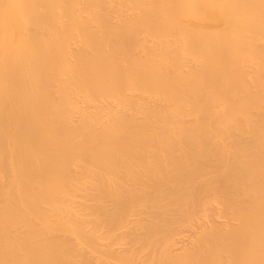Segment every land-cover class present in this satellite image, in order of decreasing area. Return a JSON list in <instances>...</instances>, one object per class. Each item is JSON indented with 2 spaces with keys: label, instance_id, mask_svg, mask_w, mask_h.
Returning a JSON list of instances; mask_svg holds the SVG:
<instances>
[{
  "label": "bare ground",
  "instance_id": "6f19581e",
  "mask_svg": "<svg viewBox=\"0 0 264 264\" xmlns=\"http://www.w3.org/2000/svg\"><path fill=\"white\" fill-rule=\"evenodd\" d=\"M260 72L264 0H0V264H246Z\"/></svg>",
  "mask_w": 264,
  "mask_h": 264
},
{
  "label": "rangeland",
  "instance_id": "374dc122",
  "mask_svg": "<svg viewBox=\"0 0 264 264\" xmlns=\"http://www.w3.org/2000/svg\"><path fill=\"white\" fill-rule=\"evenodd\" d=\"M123 14V13H122ZM167 14H170V13H167ZM187 14H189V13H184V16H187ZM191 15H206L209 19H211V20H213V21H215L217 18H216V16H218V14L221 16V14L220 13H190ZM208 14V15H207ZM209 15H210V17H209ZM183 16V17H184ZM213 16V17H212ZM182 17V18H183ZM220 19V17H218V19H217V21ZM187 22H189V27H191V26H194V30H192L193 28L191 27V30L192 31H190L188 34L187 33H184V32H180L181 30H177V32L175 31V34H174V32H168L167 31V35L168 34H174L175 36L177 35V37H180V38H182V40H183V42L185 41L184 39L186 38L187 40L185 41V44H183V45H185V46H187V45H189V44H195V48H194V50H193V52H195L194 53V56H195V58H198V57H201V56H203V57H205L206 55H208V53H205L206 55H202V52L204 53L205 51L206 52H208L209 51V48H210V46H208V47H204V44L205 43H209V41H210V39L209 38H204V39H202L201 37L204 35L205 36V34H203V35H201L202 33H200V32H197V31H195V29L196 28H198V27H196L195 28V25H192V24H190V23H192V21H190V20H186L184 23H187ZM252 28V27H251ZM135 29H138V28H136L135 27ZM200 29V28H199ZM254 29V28H253ZM253 29H248L247 27L244 29V31H243V29L240 31L241 33H239V35H238V38H240L241 36H242V34L244 35L247 31V33L245 34V35H247L248 36V38L251 36L252 37V35L253 36H255V35H257L256 34V30H253ZM141 30V31H140ZM247 30V31H246ZM133 31H135V30H133ZM132 31V32H133ZM138 31H140V33L138 32ZM138 31H136V32H134V33H132V34H129V36H132V39L133 40H130V43H134L135 44V41L137 40V38H139V37H141V36H143L144 34H145V32L142 30V29H138ZM143 31V32H142ZM206 32H207V29L205 30ZM209 31V30H208ZM142 32V33H141ZM194 32V33H193ZM196 32V33H195ZM205 32V33H206ZM244 32V33H243ZM253 32V33H252ZM179 33H180V35H179ZM189 35H190V37H189ZM208 35L209 34H206V36L208 37ZM244 35V36H245ZM250 35V36H249ZM129 36H128V38H129ZM137 38H136V37ZM183 36H186V37H184L183 38ZM188 37V38H187ZM192 37V38H191ZM193 37H194V39H193ZM198 38V39H197ZM244 38V37H243ZM134 39H136V40H134ZM200 39V40H199ZM208 39H209V41H208ZM128 40V39H127ZM189 40H191V41H189ZM194 40H197L196 42H194ZM207 40V41H206ZM188 42V43H187ZM199 44V46H197ZM201 46L203 47L202 49H201ZM207 46V45H206ZM199 47V48H198ZM185 49H182L181 48V50H185L184 52H186V50H187V47H184ZM196 48H198V50L196 49ZM208 48V49H207ZM204 49H205V51H204ZM208 51H207V50ZM199 52H201V53H199ZM198 53L199 54H201V56H199L198 55ZM244 53V55H246V53L245 52H243ZM243 53H239V56H240V58H239V60H238V62H237V64H239V62H240V64H242V60H244V59H246V57L243 55ZM241 54H242V56H244V59L242 58V56H241ZM241 59V60H240ZM242 61V62H241ZM244 62H246V60H244ZM243 62V64L242 65H238L239 67H242L244 64H246V63H244ZM232 63H234V62H232ZM231 63V64H232ZM248 64V63H247ZM180 67V66H179ZM178 67V68H179ZM175 68V67H174ZM178 68H175V70H179ZM235 69V68H234ZM262 73V74H261ZM168 75H170V73L168 74ZM229 75H232V72H230L229 73ZM263 76L264 74H263V72H260V76ZM134 85V86H133ZM130 84V86H133L132 88H134L135 87V84ZM137 86V85H136ZM135 89V88H134ZM226 89V88H225ZM131 90V89H130ZM136 90V89H135ZM138 86H137V92H138ZM220 90V91H219ZM219 90H218V92H222V93H226V90H224V91H222L223 90V88L221 87V88H219ZM228 90V89H227ZM136 92V91H135ZM154 93V94H153ZM157 92H151V93H149V94H152V95H154V96H157V95H159V94H157V95H155ZM166 93V94H165ZM164 94H165V96L167 97V94H168V91L167 92H165ZM133 94H134V92H133ZM160 96H162V97H165V96H163V93L160 95ZM171 96V95H170ZM262 180H263V182H262V187H261V190H262V192H261V196H260V198L258 199V203L257 204H251L249 207H248V209H247V214H249L248 216H249V219H250V221L252 222H254L255 223V228H254V230L253 231H251V233L249 234V242H250V247H249V251H248V255H247V263L246 264H264V165H263V172H262Z\"/></svg>",
  "mask_w": 264,
  "mask_h": 264
}]
</instances>
